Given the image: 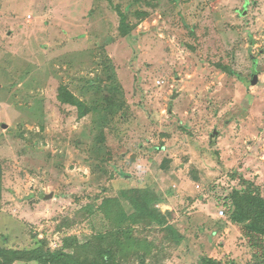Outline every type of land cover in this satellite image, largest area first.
I'll return each instance as SVG.
<instances>
[{
  "label": "rangeland",
  "instance_id": "374dc122",
  "mask_svg": "<svg viewBox=\"0 0 264 264\" xmlns=\"http://www.w3.org/2000/svg\"><path fill=\"white\" fill-rule=\"evenodd\" d=\"M0 164V248L111 233L142 189L182 238L127 226L131 264H264L231 198L264 196V0H0Z\"/></svg>",
  "mask_w": 264,
  "mask_h": 264
},
{
  "label": "trees",
  "instance_id": "16d2710c",
  "mask_svg": "<svg viewBox=\"0 0 264 264\" xmlns=\"http://www.w3.org/2000/svg\"><path fill=\"white\" fill-rule=\"evenodd\" d=\"M120 30L126 36L131 27L127 22L128 15L119 9ZM61 100L83 106L72 93L64 91ZM2 166L0 164V195L2 188ZM245 190L235 191L231 195L233 204V221L249 238L251 246L264 258V196L253 182L245 181ZM127 201V209L113 210L109 215L114 228L111 233L98 234L94 239L81 244L78 237L70 235L63 240V244L56 250H51L47 240H41V245L33 249L0 248V264H16L18 262H36L38 264H131L129 254L125 255L126 242H132L130 227L134 225H156L172 234L174 241H180L182 236L168 223L166 215L152 206L155 197L142 189H130L122 192ZM108 202L116 203L119 208L122 203L118 199ZM73 252L69 253L68 250ZM130 250V249H129ZM131 256H137V252ZM147 254L138 255L143 259L141 264H147ZM200 264H228L219 259L204 256Z\"/></svg>",
  "mask_w": 264,
  "mask_h": 264
},
{
  "label": "water",
  "instance_id": "95a60500",
  "mask_svg": "<svg viewBox=\"0 0 264 264\" xmlns=\"http://www.w3.org/2000/svg\"><path fill=\"white\" fill-rule=\"evenodd\" d=\"M255 82H257V78L255 79Z\"/></svg>",
  "mask_w": 264,
  "mask_h": 264
}]
</instances>
